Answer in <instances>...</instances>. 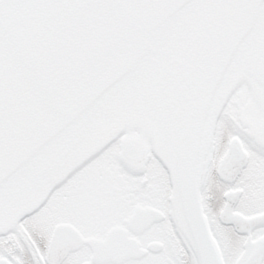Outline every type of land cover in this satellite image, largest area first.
Instances as JSON below:
<instances>
[{"label":"snow or ice","instance_id":"obj_1","mask_svg":"<svg viewBox=\"0 0 264 264\" xmlns=\"http://www.w3.org/2000/svg\"><path fill=\"white\" fill-rule=\"evenodd\" d=\"M0 264H264V0H0Z\"/></svg>","mask_w":264,"mask_h":264}]
</instances>
